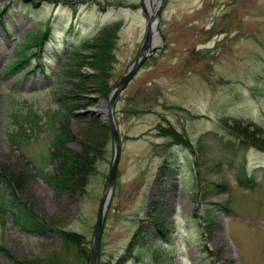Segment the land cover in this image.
<instances>
[{
	"label": "rangeland",
	"instance_id": "obj_1",
	"mask_svg": "<svg viewBox=\"0 0 264 264\" xmlns=\"http://www.w3.org/2000/svg\"><path fill=\"white\" fill-rule=\"evenodd\" d=\"M140 2L0 0V199L9 182L51 227L23 232L0 208V264H88L113 150L101 101L143 40ZM166 2L160 42L113 105L121 153L95 264H264V0ZM63 127L56 149L93 160L81 192L77 173L43 181Z\"/></svg>",
	"mask_w": 264,
	"mask_h": 264
},
{
	"label": "trees",
	"instance_id": "obj_2",
	"mask_svg": "<svg viewBox=\"0 0 264 264\" xmlns=\"http://www.w3.org/2000/svg\"><path fill=\"white\" fill-rule=\"evenodd\" d=\"M46 34L47 33L43 31L41 36H39V38H41V37L42 38L38 39V42L35 41L36 44H38V45H40V43L42 44V40H44V38L46 37ZM110 43L108 45H110ZM36 44H34V45H36ZM105 46H106L105 43H100V46L97 49L98 54H96L94 56V58L98 59L97 62L94 63L95 66L102 68V69H104V66L106 67L107 62L109 63V61H110V56H108V58L101 56V54L103 53V47H105ZM12 65L10 64V66H12L11 68L16 67V65H14V64H12ZM62 98L60 99V101H64V105L68 106L67 109H69V108L74 109L78 105L75 102L78 100L77 96L76 97L71 96V97H67V98L62 97ZM66 101L68 102L67 104L65 103ZM61 112L63 113L64 116L69 115V111L66 109H63ZM54 131L56 132V133L54 132V134H53V137H54L53 148L55 149L56 145L59 146L60 142L58 140L62 141L61 139H64L65 136H68V133L64 132L65 131L64 127L62 128V130L59 131V133H57L58 129H56V128ZM51 153H50V155H51ZM70 154L71 153L65 151L64 148L60 147V148L55 149L51 156L52 157L55 156L56 159L59 160V164H58L59 165L58 166L59 175L55 176L52 180L49 178H44L43 181H44V183H46L50 186H54L55 183H57L58 186H60L59 184L64 183V181H65L64 177L66 176L67 173H69V174L77 173L78 178L75 180L74 183L78 185L76 188H77V190H79V192H81L84 190V186H85L86 181H87L88 173L90 172V170H92L93 160L91 161L92 157L90 155L86 156L87 153H84L83 155L78 156V157L69 156ZM74 168H76V170H75L76 172L74 171ZM11 187L12 186L10 185V183L6 182V188L9 189V194L6 195L7 199L6 198L0 199V208L3 211H5V208H7V209L9 208L8 210L12 213V217L14 216L13 217V223L16 225L19 223L17 226L21 231L27 232V233H35L36 232L35 234H37V235L39 234V232H40V234H43V233L51 230V227L49 226V224L45 220L40 218L28 205H26L25 202H23L21 199H19ZM61 187L62 186H60V188ZM11 199H12V201H11ZM6 200H7V202H6ZM9 200H10V202H9ZM13 200H14V202H13ZM17 201L19 202L18 204H17ZM16 205L17 206L19 205L20 209H19V207H16ZM25 210H27V211H25ZM15 211H17V214ZM22 214H24V215H22ZM23 228H25V229H23ZM38 229H40V230H38ZM61 233L64 236H72V239L65 237V241L67 244L75 242L74 244L76 245L77 242L81 241V239H80L81 236H79L75 233H65V232H61ZM138 236L139 235H137V232L134 233V235L132 236L133 239L131 238L130 241L128 242L129 243L128 249L132 250L133 252L136 251V249L139 247V244H140L136 240ZM130 242H133V243H130ZM134 243H135V246H134ZM132 247H133V249H132Z\"/></svg>",
	"mask_w": 264,
	"mask_h": 264
},
{
	"label": "water",
	"instance_id": "obj_3",
	"mask_svg": "<svg viewBox=\"0 0 264 264\" xmlns=\"http://www.w3.org/2000/svg\"><path fill=\"white\" fill-rule=\"evenodd\" d=\"M166 1L167 0H157V3L153 11H151V13H148L141 0L140 8H141L142 16L145 21L144 24L145 31H144L143 40L131 64L127 67L125 72L119 77L113 88L109 91V93L106 96V100L104 102L101 101V103L103 104L101 113L104 116L103 119H105L107 127L110 129L113 150H112V159L106 179V184L100 196L98 206L96 209L95 221L91 236L88 264H95L96 262L98 239L101 231L105 209L112 191L115 174H116V168L119 159V153H120L119 135L117 132V126L114 122L113 113H112L113 105L120 90H122L125 87L128 81L136 73V71L138 70L139 66L142 64L144 59L147 56H149L155 49V46H149V42L152 35V30H155L156 32L157 19L160 14L161 8L163 7Z\"/></svg>",
	"mask_w": 264,
	"mask_h": 264
},
{
	"label": "bare ground",
	"instance_id": "obj_4",
	"mask_svg": "<svg viewBox=\"0 0 264 264\" xmlns=\"http://www.w3.org/2000/svg\"><path fill=\"white\" fill-rule=\"evenodd\" d=\"M59 2L60 1H62V0H58ZM57 2V1H56ZM142 3H143V5H144V7L146 8V10H147V12L148 13H151V11H153V9H154V7H155V5H156V3H157V0H142ZM167 3V2H166ZM57 5H59V4H57ZM61 6V5H60ZM48 26H50V25H48ZM42 27V26H41ZM43 31L44 32H48L49 30H48V28H43ZM42 31V32H43ZM50 34V33H49ZM37 35V34H36ZM41 35V34H40ZM39 36V35H38ZM37 36V37H38ZM43 36V35H42ZM49 37V36H48ZM42 38V37H41ZM41 38H39V39H41ZM50 38V37H49ZM38 39H36V40H33V41H37ZM48 41V40H47ZM38 42V41H37ZM40 42V41H39ZM160 41H159V38H158V36H157V33L155 32V30H152V35H151V38H150V42H149V46H156L158 43H159ZM34 44V43H33ZM36 44V43H35ZM41 44V43H40ZM39 46V45H38ZM39 48V47H38ZM157 49V48H156ZM44 52V51H43ZM52 52V51H51ZM73 52V51H72ZM155 52V51H154ZM17 60V59H16ZM26 60V59H25ZM15 62V63H14ZM13 62V64L14 65H16V68H18V66H20V65H23V63H24V61H22L21 59H18V61H14ZM145 62V61H144ZM143 63V62H142ZM144 64V63H143ZM12 65V64H11ZM13 66V65H12ZM12 66H10V67H12ZM141 66V65H140ZM21 67V66H20ZM134 76V75H133ZM132 76V77H133ZM133 79V78H132ZM131 80V79H130ZM129 80V81H130ZM128 81V82H129ZM128 84V83H127ZM126 84V85H127ZM125 85V86H126ZM122 90H124V88L122 89ZM120 92H121V90H120ZM119 92V93H120ZM119 93H118V95H119ZM117 95V96H118ZM117 98V97H116ZM119 98V97H118ZM63 99V98H62ZM115 101H116V99H115ZM114 104H115V102H114ZM117 104V103H116ZM114 111V110H113ZM114 115V114H113ZM33 116V115H32ZM30 117H31V115H30ZM34 118V117H33ZM116 123V122H115ZM104 125L107 127V125H106V122H105V119H104ZM117 126V125H116ZM101 128V127H100ZM108 128V127H107ZM109 129V128H108ZM110 130V129H109ZM117 132H119L118 131V129H117ZM58 135V134H57ZM118 135H120V134H118ZM175 137V136H174ZM178 137V136H177ZM179 138V137H178ZM177 138V139H178ZM182 138V137H181ZM175 139H176V137H175ZM177 141V140H176ZM182 141V140H181ZM187 143V142H186ZM120 144H121V142H120ZM180 144H181V142H180ZM184 144V143H183ZM217 144V143H216ZM176 145H177V143H176ZM62 146V145H61ZM121 146V145H120ZM190 146V145H189ZM62 148V147H61ZM54 149V148H53ZM56 149V148H55ZM121 153V152H120ZM119 153V154H120ZM49 157V156H48ZM37 162H38V160H36ZM53 161V160H52ZM57 161V160H56ZM59 161V160H58ZM36 164V163H35ZM190 164V163H189ZM34 165V164H33ZM38 165V163L36 164V166ZM170 165V164H169ZM168 165V166H169ZM173 167V166H172ZM33 168H35V167H33ZM37 168V167H36ZM38 168H39V166H38ZM42 167H40V169H41ZM118 168V167H117ZM243 168V167H242ZM240 169V168H239ZM118 170V169H117ZM242 170V169H241ZM241 170H239V171H241ZM42 171V170H41ZM39 172V171H38ZM42 173V172H41ZM169 173V172H168ZM35 174V173H34ZM165 174V173H164ZM242 174V173H241ZM40 175V174H39ZM42 175V174H41ZM36 176H38V175H36ZM42 177V176H41ZM164 177V176H163ZM165 178V177H164ZM243 180V179H242ZM18 185H20V184H18ZM17 185V186H18ZM223 185V184H222ZM222 188V187H221ZM114 189V188H113ZM225 189V188H224ZM1 193V192H0ZM3 195V194H2ZM7 199V198H6ZM9 199V198H8ZM15 199V198H14ZM110 199V198H109ZM111 200V199H110ZM11 201H12V199H11ZM6 202H7V200H6ZM9 202H10V200H9ZM13 202H14V200H13ZM110 202V201H109ZM109 202H108V204H109ZM4 203V202H3ZM2 203V204H3ZM19 202L17 201V204H18ZM153 204V203H152ZM4 205V204H3ZM5 206V205H4ZM13 206V205H12ZM15 206V205H14ZM109 206V205H108ZM154 206H155V204H154ZM16 207H19V205L17 206L16 205ZM15 207V208H16ZM11 208V207H10ZM9 209V208H8ZM19 209H20V207H19ZM27 209V208H26ZM107 209V208H106ZM2 210V209H1ZM12 210V209H11ZM18 211V210H17ZM17 211H15L16 212V214H17ZM20 211V210H19ZM22 211V210H21ZM25 211H27V210H25ZM107 211V210H106ZM24 212V211H23ZM11 213V212H10ZM106 213V212H105ZM12 214V213H11ZM20 214V213H19ZM22 215H24V214H22ZM105 215V214H104ZM152 215V214H151ZM2 216V215H1ZM14 217V216H13ZM12 217V218H13ZM13 221V220H12ZM17 223V222H16ZM104 223V222H103ZM19 224V223H18ZM17 224V225H18ZM20 227V226H19ZM29 227V226H28ZM165 227V226H164ZM166 227H168V226H166ZM163 228V227H162ZM23 229H25V228H23ZM31 229V228H30ZM20 230V229H19ZM28 230V229H27ZM38 230H40V229H38ZM33 231V230H32ZM36 231V230H35ZM143 232V231H142ZM166 232V231H165ZM36 233V232H35ZM39 234H40V232H39ZM166 235V234H165ZM168 236V235H167ZM140 237V236H139ZM168 238H170V237H168ZM133 239V238H132ZM152 239V238H151ZM136 241V240H135ZM144 241V240H143ZM167 242V241H166ZM169 242V241H168ZM130 243H133V242H130ZM143 245H144V243H143ZM133 246V245H132ZM134 246H135V243H134ZM137 246V245H136ZM97 248H98V246H97ZM132 249H133V247H132ZM135 250V249H134ZM138 250V249H137ZM98 251V250H97ZM87 252V251H86ZM90 252V251H89ZM99 257V256H98ZM80 260H82V259H80Z\"/></svg>",
	"mask_w": 264,
	"mask_h": 264
}]
</instances>
